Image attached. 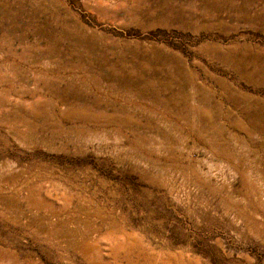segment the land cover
Wrapping results in <instances>:
<instances>
[{
	"label": "rangeland",
	"instance_id": "1",
	"mask_svg": "<svg viewBox=\"0 0 264 264\" xmlns=\"http://www.w3.org/2000/svg\"><path fill=\"white\" fill-rule=\"evenodd\" d=\"M0 264H264V0H0Z\"/></svg>",
	"mask_w": 264,
	"mask_h": 264
},
{
	"label": "bare ground",
	"instance_id": "2",
	"mask_svg": "<svg viewBox=\"0 0 264 264\" xmlns=\"http://www.w3.org/2000/svg\"><path fill=\"white\" fill-rule=\"evenodd\" d=\"M194 102V101H193Z\"/></svg>",
	"mask_w": 264,
	"mask_h": 264
}]
</instances>
